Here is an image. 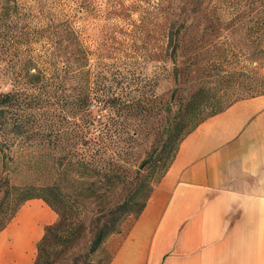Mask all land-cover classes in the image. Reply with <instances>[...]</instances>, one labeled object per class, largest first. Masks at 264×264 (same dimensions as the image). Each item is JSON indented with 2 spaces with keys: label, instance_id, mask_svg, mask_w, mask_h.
<instances>
[{
  "label": "rangeland",
  "instance_id": "rangeland-1",
  "mask_svg": "<svg viewBox=\"0 0 264 264\" xmlns=\"http://www.w3.org/2000/svg\"><path fill=\"white\" fill-rule=\"evenodd\" d=\"M19 1L31 13L34 25L44 30L33 52L52 60L69 29L71 42L64 56L72 55L75 68L71 78H63V72L53 76L47 89L51 99L42 103L39 84L18 76L17 70L7 71L0 62V92L10 91L24 99L7 108L8 131L0 136L7 140L6 164L0 163V202L6 182L49 181L53 163L58 182L73 184L63 179L69 159L65 156L90 154L100 145L105 170L118 164V173L124 175L149 160L143 174H150L156 183L169 160L165 144L173 127L182 122L190 129L199 118L251 94L244 85L228 81L231 72L240 71L238 80L246 84L264 78L261 54L256 57L258 63H251L253 43L264 44V28L253 29L264 22V0ZM202 11L213 18L201 20ZM184 17L195 27L183 40L174 63L167 31L171 18L178 22ZM205 25L210 29L202 40ZM87 85L100 87L111 101L73 103ZM67 95L68 101L63 100ZM192 107H196L194 113L189 112ZM32 156L35 159L29 164ZM99 179L87 182L95 184ZM123 186L115 200L125 196ZM98 205L95 200L84 202L86 227L81 237L59 248L54 264L109 261L111 251L106 245L90 251Z\"/></svg>",
  "mask_w": 264,
  "mask_h": 264
},
{
  "label": "crops",
  "instance_id": "crops-1",
  "mask_svg": "<svg viewBox=\"0 0 264 264\" xmlns=\"http://www.w3.org/2000/svg\"><path fill=\"white\" fill-rule=\"evenodd\" d=\"M57 219L42 199L26 202L0 233V264H34ZM105 245L109 264H264V93L191 130L142 213Z\"/></svg>",
  "mask_w": 264,
  "mask_h": 264
},
{
  "label": "trees",
  "instance_id": "trees-1",
  "mask_svg": "<svg viewBox=\"0 0 264 264\" xmlns=\"http://www.w3.org/2000/svg\"><path fill=\"white\" fill-rule=\"evenodd\" d=\"M201 15V20L208 21L213 18V14L207 11H202ZM30 16L31 13L27 12L19 0H0V62L4 64L7 71L17 70L18 76L28 77L33 84H39L43 90L39 100L42 103H49L51 95L47 94V89L53 83L50 82L53 76L63 72V78L68 79L74 74L75 65L72 55L64 56L70 46L71 31L66 30V38L56 45L55 50L60 49L59 51L62 50V52H56L55 58L51 57V60L50 57H39L33 52V47L44 30L41 26L34 25V19H30ZM194 27V22H188L187 17L181 21L178 20V22L175 19H170L167 38L170 46L169 55L174 57V63H176V57L183 40ZM261 28H264V22L261 26L253 29L254 32H257ZM209 29V25L202 28L200 39L205 40L207 38ZM253 44L255 49L252 53L251 63H258L256 57L260 53L261 64L264 67V44L262 46L258 43ZM259 46L260 48H258ZM84 59L83 56L82 63H84ZM241 74L240 71H233L227 79L233 81L234 84L244 85L245 89L251 91V94L245 97L264 93V78L246 84L238 80ZM69 97L70 95H67L62 99L68 101ZM240 98L234 99L213 110L205 117L199 118L190 129H186L182 122L173 127L169 131V141L165 144L168 148L167 159L169 158V160L165 164L161 177L173 162L183 138L205 118L222 111ZM23 100L21 95H14L10 91L0 92V136H5L8 131L7 108L11 104H22ZM72 101L76 104H108L111 98L100 87L87 85ZM195 111L196 107H192L189 112L194 113ZM31 133L34 134L36 131L32 129ZM6 143V138L0 139V163L4 165L7 157ZM93 149L90 154L77 152L70 157L65 156L69 159L62 170L63 179L72 181L73 184L62 185L58 182L55 176V163L49 165V181H34L21 185L6 182L4 195L0 202V233L12 222L24 204L32 199H42L59 215V219L55 223L45 227V233L37 244V257L34 264H54L59 256V248L67 246L81 237L86 227V214L81 210L87 200H95L99 203L96 210L97 223L94 225L95 234L90 245V251L93 253L104 246L112 234L121 232L123 224L130 217L138 216L144 210L155 184L152 182L150 174H143L146 164L150 161L144 160L137 169H127L126 174L123 175L118 173V164H114V168L105 170V159L100 153L103 145ZM33 159L35 156L29 159V164L32 163ZM52 159L54 158L51 156ZM36 162H38L37 159L34 163ZM93 177L105 179L106 183H99L102 181L101 179L95 180V184L88 183L87 179ZM123 184L126 194L115 200L117 192ZM111 257L106 264H109Z\"/></svg>",
  "mask_w": 264,
  "mask_h": 264
}]
</instances>
